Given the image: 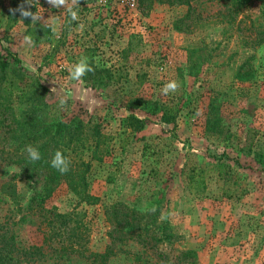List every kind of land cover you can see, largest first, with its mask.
Instances as JSON below:
<instances>
[{
	"label": "rangeland",
	"instance_id": "374dc122",
	"mask_svg": "<svg viewBox=\"0 0 264 264\" xmlns=\"http://www.w3.org/2000/svg\"><path fill=\"white\" fill-rule=\"evenodd\" d=\"M242 1L247 24L264 19V0ZM29 2L0 0V52L16 54L51 90L52 117L89 119L105 135L101 160L92 159L86 174L95 203L80 200L65 183L44 200L82 219L79 245L103 252L109 242L105 209L122 202L155 212L156 226L166 223L174 241L159 247L172 261L180 250L194 249L195 264H264V43L243 46L236 23L220 19L225 9L217 0L199 6L206 18L184 21L183 4L155 3L142 13L136 0H79L72 20L66 6ZM20 6L41 19L22 17ZM82 59L94 69L108 68L110 80H72L70 70ZM245 60L255 73L239 79ZM173 80L180 87L164 95ZM130 97L163 105L171 122L150 107L127 109ZM210 104L217 111L212 130ZM129 112L146 118L142 130L123 125ZM42 183V175L27 178L20 165L0 161V235L12 236L8 249L19 264H89L53 249L57 238L43 241L44 224L29 209ZM157 249L116 242L106 264H164Z\"/></svg>",
	"mask_w": 264,
	"mask_h": 264
},
{
	"label": "trees",
	"instance_id": "16d2710c",
	"mask_svg": "<svg viewBox=\"0 0 264 264\" xmlns=\"http://www.w3.org/2000/svg\"><path fill=\"white\" fill-rule=\"evenodd\" d=\"M211 0H136L137 8L142 13L150 10L155 3L168 5H186V13L179 19L195 20L206 18L202 16L199 6ZM225 12L219 14L229 24L236 23V30L241 32L240 43L245 47H253L264 43V19L250 20L247 24L242 13V0H217ZM220 17V19H221ZM177 30H182L175 23ZM109 69H94L83 76V80L91 78L93 82L105 84L110 80ZM106 72L107 75H101ZM255 69L249 60L242 62L236 71L239 79H249ZM104 82V83H103ZM51 90L40 81L38 75H33L22 64L14 53L0 52V161L7 164H18L27 178L43 176L40 191H35L30 198L29 209L41 218L44 224L43 241L59 240L53 249L66 253H75L89 261V264H106L107 259L115 254L113 245L116 242L136 241L142 246L157 247L159 258L164 264H182L183 258H191L189 264H195L197 252L194 249H184L176 253L177 261L169 259L159 244H171L174 233L167 230L166 223L157 224L155 212H140L122 202H116L105 209V218L109 224L106 232L109 242L103 252L89 251L79 245L82 233V219L74 211L61 212L56 206H45L44 200L54 186L65 183L70 191L86 203H95L97 198L88 192L86 174L91 167V160H101L105 135L99 124L84 121L79 117L63 120L50 115ZM125 105L127 109L143 106L151 108V112L161 111L163 121L171 122L164 111V106L156 101L143 97H130ZM217 116L214 105L210 104L207 128H211V118ZM145 117L129 112L123 118V125L132 130L144 128ZM36 148L40 153L38 161H32L26 151L28 146ZM61 151L69 161V170L61 174L51 166L56 151ZM259 161L261 159L257 157ZM81 227V229H80ZM80 229V230H79ZM12 236L0 235V264H19L8 244ZM186 264V263H185Z\"/></svg>",
	"mask_w": 264,
	"mask_h": 264
},
{
	"label": "clouds",
	"instance_id": "9594fccd",
	"mask_svg": "<svg viewBox=\"0 0 264 264\" xmlns=\"http://www.w3.org/2000/svg\"><path fill=\"white\" fill-rule=\"evenodd\" d=\"M27 3L32 5V3L29 2V0H26ZM48 4L51 5L52 7L55 8H60L62 6H66L67 10L71 14L72 20H77L78 19V13L73 10V5L78 4L79 0H71V5L68 4V0H47ZM20 13L21 16L24 18H31V21H37L41 19V16L33 13L30 10L25 9L23 6H20L19 9H17ZM16 11V10H13ZM83 25H81V28ZM55 31V29H53ZM30 37H25L26 41H30ZM89 72H94V68L89 65L87 62V59H82L79 62H77L74 67L70 70V78L72 80H80L83 76H85ZM180 85L176 81H170L167 83L164 88L162 89V92L164 95H168L170 92L175 93ZM61 106L64 105V101L61 100ZM26 151L29 155V158L32 161H38L40 157V153L36 148H33L32 146H28L26 148ZM51 166L58 170L61 174H65L69 170V161L65 158L63 153L61 151H56L52 161H51ZM163 218V217H162Z\"/></svg>",
	"mask_w": 264,
	"mask_h": 264
}]
</instances>
